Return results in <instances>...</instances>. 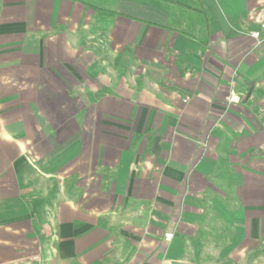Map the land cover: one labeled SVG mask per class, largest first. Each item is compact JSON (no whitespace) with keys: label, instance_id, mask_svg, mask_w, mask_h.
Masks as SVG:
<instances>
[{"label":"crops","instance_id":"1","mask_svg":"<svg viewBox=\"0 0 264 264\" xmlns=\"http://www.w3.org/2000/svg\"><path fill=\"white\" fill-rule=\"evenodd\" d=\"M263 24L264 0H0V264H245Z\"/></svg>","mask_w":264,"mask_h":264},{"label":"built area","instance_id":"2","mask_svg":"<svg viewBox=\"0 0 264 264\" xmlns=\"http://www.w3.org/2000/svg\"><path fill=\"white\" fill-rule=\"evenodd\" d=\"M262 26H264V24L262 25ZM250 35L253 37V38H258V36H259V32L258 31H252L251 33H250ZM233 81H231L230 82V89H229V92H228V94H227V96H226V101H227V103L228 104H230V103H233V102H238V101H240V99H241V94H239L238 92H236V91H234V89H233ZM264 111V110H263ZM172 238V233L171 232H165L164 233V239L166 240V241H169L170 239ZM161 264H171V263H168V262H162Z\"/></svg>","mask_w":264,"mask_h":264},{"label":"rangeland","instance_id":"3","mask_svg":"<svg viewBox=\"0 0 264 264\" xmlns=\"http://www.w3.org/2000/svg\"><path fill=\"white\" fill-rule=\"evenodd\" d=\"M260 246H261L260 249L257 248V251L255 253H253V252L246 253L245 258L244 257L241 258L240 261L242 263L249 264L250 262L253 261L254 257H256L258 259L256 264H264V237L261 238ZM239 254H238V256H239ZM233 256H234V254H233ZM230 262L234 263V262H236V260H233L231 258ZM250 264H252V263H250Z\"/></svg>","mask_w":264,"mask_h":264},{"label":"trees","instance_id":"4","mask_svg":"<svg viewBox=\"0 0 264 264\" xmlns=\"http://www.w3.org/2000/svg\"><path fill=\"white\" fill-rule=\"evenodd\" d=\"M171 1H175V0H171Z\"/></svg>","mask_w":264,"mask_h":264}]
</instances>
